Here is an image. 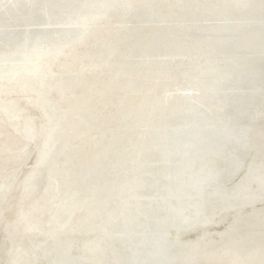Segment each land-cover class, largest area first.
I'll list each match as a JSON object with an SVG mask.
<instances>
[{"label":"water","instance_id":"1","mask_svg":"<svg viewBox=\"0 0 264 264\" xmlns=\"http://www.w3.org/2000/svg\"><path fill=\"white\" fill-rule=\"evenodd\" d=\"M0 264H264V0H21Z\"/></svg>","mask_w":264,"mask_h":264}]
</instances>
